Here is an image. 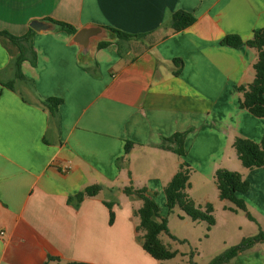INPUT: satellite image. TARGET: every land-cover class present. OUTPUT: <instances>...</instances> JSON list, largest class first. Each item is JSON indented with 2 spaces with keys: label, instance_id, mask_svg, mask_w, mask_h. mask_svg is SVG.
Instances as JSON below:
<instances>
[{
  "label": "crops",
  "instance_id": "1",
  "mask_svg": "<svg viewBox=\"0 0 264 264\" xmlns=\"http://www.w3.org/2000/svg\"><path fill=\"white\" fill-rule=\"evenodd\" d=\"M181 10L196 22L174 32L169 21ZM34 20L146 37L97 42L85 63L74 36L36 32L24 79L17 48L0 39V264H190L185 251L158 261L143 249L134 216L143 201L124 189L147 188L166 217L164 188L182 162L190 183L201 174L216 184L217 170L238 172L236 138L262 141L264 118L240 108L238 91L254 81L258 53L221 41H247L264 28V0H0V31L23 36ZM49 98L63 101L58 121L41 105ZM184 132L185 157L162 148L163 138ZM93 185L100 194L68 204ZM257 246L228 264H243Z\"/></svg>",
  "mask_w": 264,
  "mask_h": 264
},
{
  "label": "trees",
  "instance_id": "2",
  "mask_svg": "<svg viewBox=\"0 0 264 264\" xmlns=\"http://www.w3.org/2000/svg\"><path fill=\"white\" fill-rule=\"evenodd\" d=\"M57 25V30L66 32L69 36H74L78 29L68 23L49 20ZM196 17L186 11H177L171 16L169 27L174 32H182L194 25ZM116 35L118 41H130L132 39L141 40L146 35H130L117 29L107 28ZM36 31L32 28L23 36H14L7 31H0V39L2 41H9L17 48V55L15 56L14 63L16 67V76L18 79H24L21 71V65L25 60H28V53L30 50L33 54L32 62H36V55L32 46V40ZM110 42H100L98 48L108 46ZM222 45L233 48H238L246 45L254 48L258 53V60L254 65L255 79L251 84L242 85L238 91L242 95L239 101L241 109L247 110L250 114L257 118H264V28L254 31L251 39L244 41L238 35H228L222 41ZM121 52V51H120ZM174 63L179 64L180 67L183 63L180 59H175ZM180 70L175 74L179 75ZM12 87V84H9ZM63 103L61 99L49 98L41 102V105L46 109L50 115V119L58 121L59 107ZM187 132L176 133L169 138H163L162 148L168 149L179 155L180 157L186 156L185 139ZM132 142H127L125 146L126 154H129L133 148ZM237 156L242 165L247 169L264 168V137L260 143L254 142L245 138H236L233 144ZM191 168L186 161L182 162L179 171L174 175L172 180L164 188L166 197V209L168 214L174 213L176 208H180L188 217L193 221L206 222L210 230L215 225L214 209L212 205L208 204L205 208L196 205V202L189 196L188 189L191 187L190 177ZM215 182L219 191V198L222 201H229L235 204L238 208L244 209L245 204L241 195L249 191V183L242 178V175L235 171L227 169H219L215 173ZM101 185H93L86 188L79 194L69 197L68 204L79 207L87 197H95L102 191ZM127 195H137L142 201L143 205L140 209L134 211V216L138 217L140 222L136 227L138 232L137 241L141 244L143 249L158 261H167L175 258L178 254L173 251L168 244H165L160 236L168 234V220L166 217L160 215V207L157 202L148 195L147 188L136 189L130 185L124 189ZM110 211V224L115 221V213L113 211V203H105ZM264 244V233L259 232L258 235L246 238L243 242L234 248L216 256L209 264H228L238 254L254 247L256 244ZM193 253H191V257ZM49 257V260H53ZM191 264H197L190 258ZM48 264V263H46ZM70 264H87V263H70Z\"/></svg>",
  "mask_w": 264,
  "mask_h": 264
},
{
  "label": "rangeland",
  "instance_id": "3",
  "mask_svg": "<svg viewBox=\"0 0 264 264\" xmlns=\"http://www.w3.org/2000/svg\"><path fill=\"white\" fill-rule=\"evenodd\" d=\"M237 165L238 173L249 183V191L242 198L245 208L240 209L231 202L220 200L214 181L201 174H194L189 195L203 208L212 205L216 223L209 230L206 222L194 223L187 219L188 216L180 208L172 214L163 210L171 237L162 234L161 238L171 244L172 250L185 251L189 260L191 258L197 264H209L216 256L239 246L244 239L254 237L260 231L264 233V168L246 170L240 162ZM255 246L256 250L243 256V264H252L254 259L264 264V244Z\"/></svg>",
  "mask_w": 264,
  "mask_h": 264
},
{
  "label": "water",
  "instance_id": "4",
  "mask_svg": "<svg viewBox=\"0 0 264 264\" xmlns=\"http://www.w3.org/2000/svg\"><path fill=\"white\" fill-rule=\"evenodd\" d=\"M30 28L36 32H52L57 29V25L52 21L46 20H34L30 23ZM116 40V35L107 29L106 27H85L80 29L74 35V42L82 48L81 60L85 63L91 61L89 56L92 47H94L97 42H112ZM98 43V45H99ZM97 45V46H98Z\"/></svg>",
  "mask_w": 264,
  "mask_h": 264
},
{
  "label": "built area",
  "instance_id": "5",
  "mask_svg": "<svg viewBox=\"0 0 264 264\" xmlns=\"http://www.w3.org/2000/svg\"><path fill=\"white\" fill-rule=\"evenodd\" d=\"M68 169H69L68 167H67V168H65V169H64V172H67V171H68ZM0 234H1V235H3L4 233H3V232H1Z\"/></svg>",
  "mask_w": 264,
  "mask_h": 264
}]
</instances>
